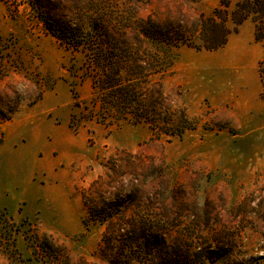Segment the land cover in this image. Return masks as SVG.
I'll return each mask as SVG.
<instances>
[{
	"label": "rangeland",
	"instance_id": "rangeland-1",
	"mask_svg": "<svg viewBox=\"0 0 264 264\" xmlns=\"http://www.w3.org/2000/svg\"><path fill=\"white\" fill-rule=\"evenodd\" d=\"M53 1L75 23L106 16L129 42L150 20L192 45L220 8L219 0ZM170 53L169 75L154 81L171 124L185 119L192 130L178 138L145 124L83 121L74 131L70 82L81 102L91 94L89 80L68 74L81 56L61 48L23 0H0V207L10 217L0 216V264H107L98 250L104 227L87 215L83 192L90 207L119 202L128 219L141 220L140 207H154L156 221L166 211L180 225L168 235L193 237L188 250H228L227 264H264L262 50L252 24L216 51L179 42Z\"/></svg>",
	"mask_w": 264,
	"mask_h": 264
},
{
	"label": "trees",
	"instance_id": "trees-1",
	"mask_svg": "<svg viewBox=\"0 0 264 264\" xmlns=\"http://www.w3.org/2000/svg\"><path fill=\"white\" fill-rule=\"evenodd\" d=\"M36 15L38 22L57 44L71 54L81 56L77 67L71 63L68 74L74 78L89 80L90 99L81 102L73 91L68 126L76 130L83 121H94L102 126L147 125L153 133L181 138L186 130H192L189 122L181 119L172 125L170 112L165 104L163 86L154 81L156 76L169 75L171 48L177 43L196 51H216L222 48L231 32L250 21L253 40L261 47L262 56L257 63V75L264 97V0H219L220 8L213 16L202 21L198 44L184 42L178 32L160 29L146 21L138 29L137 38L129 42L126 32L115 26H107L106 16L85 17L79 23L62 17L53 0H23ZM230 23L233 29L226 28ZM74 62V61H73ZM10 116L5 117L9 120ZM158 123V124H157ZM84 193V192H83ZM81 199L87 215L104 227L99 253L107 264H227L228 250H188L192 238L184 233L171 237L169 232L180 227L169 221L167 212L159 211V221L151 218L154 207H140L141 220L128 219L119 202H108L100 207H90L87 197ZM0 216H7L0 207ZM10 218V217H9ZM178 237V238H177ZM35 249L44 246L33 242ZM37 251V250H36Z\"/></svg>",
	"mask_w": 264,
	"mask_h": 264
},
{
	"label": "crops",
	"instance_id": "crops-1",
	"mask_svg": "<svg viewBox=\"0 0 264 264\" xmlns=\"http://www.w3.org/2000/svg\"><path fill=\"white\" fill-rule=\"evenodd\" d=\"M45 126H47V125H44V124L37 125V128L35 129L34 133H33V131H30L29 130V134L30 133H33V135H36V136L40 137L39 139H43L42 137L45 136L46 135V132H47V128H45ZM24 127H25V131L28 130V128H30L29 126H24ZM18 128H19V126H18ZM15 131L17 133L19 130L16 129ZM18 133H20V132H18ZM41 143H43V142L41 141ZM58 145L59 144L56 143L55 146H54V144H52L51 146H49L48 147L49 152L51 153V151L53 150V147H56ZM37 151L38 150H35L33 153L34 154H37Z\"/></svg>",
	"mask_w": 264,
	"mask_h": 264
}]
</instances>
